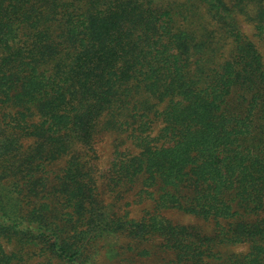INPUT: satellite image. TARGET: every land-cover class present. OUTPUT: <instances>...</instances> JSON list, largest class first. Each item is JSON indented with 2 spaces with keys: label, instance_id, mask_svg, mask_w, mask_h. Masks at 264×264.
Wrapping results in <instances>:
<instances>
[{
  "label": "trees",
  "instance_id": "16d2710c",
  "mask_svg": "<svg viewBox=\"0 0 264 264\" xmlns=\"http://www.w3.org/2000/svg\"><path fill=\"white\" fill-rule=\"evenodd\" d=\"M241 18L264 41V0H0V237L94 264L106 237L158 234L169 264H210L213 238L158 214L177 209L249 245L221 264H264V56ZM102 121L132 127L108 187L137 189L153 223L111 210L83 151L67 158ZM19 262L0 241V264Z\"/></svg>",
  "mask_w": 264,
  "mask_h": 264
},
{
  "label": "rangeland",
  "instance_id": "374dc122",
  "mask_svg": "<svg viewBox=\"0 0 264 264\" xmlns=\"http://www.w3.org/2000/svg\"><path fill=\"white\" fill-rule=\"evenodd\" d=\"M190 22L198 30L197 35L199 38L206 36L204 28H208L209 31L215 30V25L208 20L204 10L201 8L190 18ZM239 23L244 33L256 43L264 56V41L258 36L257 30L252 23L243 18L240 19ZM214 34V40L217 42L221 36L218 32ZM220 46L222 47V45ZM229 49L230 46L228 45L222 48L221 55L224 58L229 57ZM5 111H8L7 107H5ZM160 127L161 123H157L153 132L158 131ZM97 132L91 146L76 140L77 142L73 145L67 158L71 154L83 151L85 159L90 160L94 164L99 191L111 210L113 209L121 215L127 213L131 218L138 220L144 217L145 220L153 223L151 217L156 212L155 207L150 200H140L137 189L132 193L126 194L124 198H119L117 194L118 191H121L120 188L118 187L114 190L108 187V176L115 158L124 153H137L139 150L132 127L128 130L121 127L113 128L102 121L98 125ZM58 167L56 166L55 170ZM50 175L54 176L55 174L51 172ZM5 178L8 177L5 176ZM158 214L167 223L172 221L173 224L187 225L196 229L199 231L201 241H204L205 238H213L214 258L209 260L210 264H221L222 260L228 256L248 252L249 245L247 243L221 242V237H217V234H215V227L212 221L203 220L177 209H164ZM193 237L196 238L195 236ZM0 241L9 253L16 254L21 264L61 263L57 257L46 249H40L32 245H27L23 249L15 241L8 240L7 237L4 238L2 236ZM97 245L98 247L95 251L93 250V255L95 256L94 264H169L170 259L174 258L167 240H164L158 234L149 235L141 240H133L129 236H111L104 238ZM92 249L93 247L90 252H92Z\"/></svg>",
  "mask_w": 264,
  "mask_h": 264
}]
</instances>
